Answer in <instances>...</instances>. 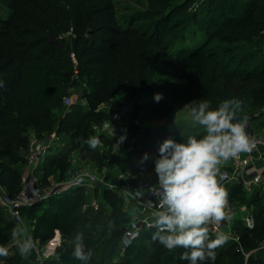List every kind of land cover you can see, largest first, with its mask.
<instances>
[{"label":"trees","instance_id":"obj_1","mask_svg":"<svg viewBox=\"0 0 264 264\" xmlns=\"http://www.w3.org/2000/svg\"><path fill=\"white\" fill-rule=\"evenodd\" d=\"M13 1L15 5L26 6L30 12L14 8L12 11L8 10L6 15H0V79L4 82L0 86V181L11 196L21 185L19 166L14 165V162L23 161L19 150L27 146V134L23 125L31 123V127H37L38 132L43 128L67 132L68 125L74 119L80 121L79 118L99 114L98 106L114 99L119 88L130 95H136L140 85L147 83L150 96L143 102L144 108H153L157 117L164 120V125L160 127L163 132L143 133V138L138 143L139 159L130 168L133 174L150 170L149 159L142 161L141 157L145 152L150 156L158 148L159 143L156 141L159 138L162 142L169 136L178 140L186 137L179 132L175 121L176 113L185 104L193 100L195 103L207 100L215 108L224 99L234 97L242 101L237 118L245 122L257 121L254 112L264 107V86L256 87L252 83L264 84V51L256 59L254 55L244 52L247 46H240L255 45L253 38L260 37L264 32V19L261 15L262 12L264 14V0H239L241 3L236 13L232 11L238 0H205L200 9L191 8L189 0L174 1L170 7L172 9L160 16L149 33L139 25L121 22L114 4L109 0H78L67 7L52 0H34V4H31V0ZM203 6H207V9L219 8L220 18L202 16L200 12ZM225 8H230L231 11L226 13ZM195 26L198 29L195 30ZM69 30L75 36L70 45L60 48L49 38ZM189 30L192 31L187 36ZM173 39H185L187 49L180 52V55L168 56L176 65L168 77H150L151 71H146L149 63L145 61L148 50L158 49L163 52ZM68 47L76 55V76L86 87L82 84L85 105L81 106L79 102L73 101L70 106L71 110H76L75 113L65 111L66 107L63 105L64 110L57 116L52 111L54 106L52 107L51 102L54 94L57 95L55 89L63 81L68 86L74 74L73 66L69 65L63 49ZM211 71L220 75L219 85L212 84L210 77L213 75L208 78ZM13 93H22L25 99L24 105L18 110L23 113L21 117L12 113ZM156 93L162 95L159 101L154 98ZM73 136L84 141L93 135L82 129ZM94 136L101 141L103 135ZM68 152V149L61 150L52 158L42 168L43 175L50 167L64 171L69 165ZM87 157L94 163L102 161L101 153L89 146ZM129 183L131 190L134 180L130 179ZM225 190L232 206L237 208L236 204L233 205V200H237L238 205L244 204L251 209L252 222L247 225L242 218H234L233 228L238 233L239 240L229 238L218 246L215 264H229L226 255H241V263L244 261V264H264V259L255 254L250 253L246 259L243 256L244 252L257 248L258 243L264 241L262 194L255 188L247 196L238 182L230 184ZM98 191L101 205L95 209L92 207L91 210L88 207L85 212L80 213L82 221L77 230L86 249L92 250L87 264H104L100 260L99 244L113 241V234L120 239L123 227L130 220L128 213L121 209L124 198L121 193L113 187H102ZM82 195L88 197L81 187H71L51 195L43 202L23 207L21 213H32L33 219H39L46 225L47 233L44 231L39 235L42 241L49 239L56 228L68 235L71 223L67 224L65 220L68 213L79 205L78 199ZM106 205L110 208L109 213L105 210ZM3 210L0 209V224L5 223L6 211ZM0 226V244L5 245L10 236L3 231L6 232L9 225ZM107 228L111 229L108 236ZM94 229L96 231L93 233ZM154 231V227L143 229L127 247L131 256L112 264H156L143 258L146 257L145 249L134 251L136 242L148 246L147 242ZM12 248L15 249L13 254L0 257V264H22L23 256L17 246L13 245ZM161 248L151 253L150 257L156 258L158 264H165L171 255ZM72 249L58 248V252L60 255H71ZM182 249V252L185 251ZM61 259L66 260L63 255ZM76 264L82 262L78 261ZM183 264L188 262L184 261Z\"/></svg>","mask_w":264,"mask_h":264},{"label":"rangeland","instance_id":"obj_2","mask_svg":"<svg viewBox=\"0 0 264 264\" xmlns=\"http://www.w3.org/2000/svg\"><path fill=\"white\" fill-rule=\"evenodd\" d=\"M55 2L61 3L63 6L67 7L68 4H72L73 1L78 0H52ZM112 2L116 9V14L120 18L121 22H130L132 26L139 25L142 27L143 30L151 31L152 27L156 25L158 22V19H160V16L163 13H166L167 11H170L172 8V3L174 1L179 0H109ZM34 0H31V4H34ZM189 4L191 5V8L200 9L201 5L206 2L205 0H189ZM241 1H237L234 5V10L232 13H236L240 7ZM215 3L213 2V5ZM207 6H203L201 10V14L204 17H211L216 19L220 18V9L219 8H210L207 9ZM14 8L18 10H25L26 12H30L29 9H27L26 6L22 5H15L13 0H0V15H6L7 11H12ZM225 12L228 13L230 8H225ZM19 11V12H20ZM264 19L263 12L261 13ZM261 15L259 14L260 18ZM32 16V15H31ZM198 29L197 26H195V30ZM192 30L188 31L187 36L190 34ZM74 33L72 30H69L68 32H62L57 36H49L51 40L56 42L60 48L63 46H66L67 44L70 45L71 40L74 38ZM183 41L176 39L172 40L169 44H167L165 48V52H160L158 49H150L149 52L146 55L145 61H148L149 65L146 67L147 73L148 71H151L149 73L150 77L155 78L158 77H168L171 73V69L176 67L174 65V61H172L168 56L172 55H180V52H183L187 49L188 45L186 44V41ZM253 43L255 45L246 44V45H240V46H247L244 49V52L247 53V55H254L256 59L261 57V51H264V32L260 37L256 36L253 38ZM188 41L190 42V39L188 38ZM236 44L238 42H235ZM249 46V47H248ZM66 51V58L69 63V65L74 67L77 65L76 61V55L74 51H72L71 48H63ZM167 51V53H166ZM167 55V56H166ZM166 56V57H165ZM165 57V58H164ZM253 61V60H252ZM198 66V65H197ZM213 75V76H211ZM74 78L77 80V85L79 87H82L83 82L81 83V79L74 75ZM211 76V77H210ZM212 79V84L219 85L220 81V75L215 73L214 71H211V74L208 76V78ZM253 85L256 87H259L260 85L264 86V84H258L254 81H252ZM83 87L85 85L83 84ZM82 87V88H83ZM141 88L136 93V95H130L126 90L119 88L118 93L116 94L115 98L105 102L103 105L99 106L97 108V112L99 114L97 115H89L86 117L79 118L80 121H74L68 125V131H57L49 130L46 128H43L41 131H36V128L31 127L30 124L23 125V129L25 133L27 134V137L30 135H34L36 138H43L46 136H52L54 137L53 142L51 143L50 149L46 153V161L44 164H47L50 159H52L56 154H58L61 150L68 149V157H69V165L64 171H60L56 169L55 167H50L46 173L43 175L42 169H33L29 170L27 167V162L25 158L26 154V148L19 150V154L23 156V161H16L14 162V165L19 166V172H20V179L23 177L30 176L38 180V185L40 186H55L56 193L64 192L68 190L67 188L68 182L71 180V178L81 172V171H91L96 173L98 176H100L103 179V185L105 187L112 186L115 188L119 193H123V200L121 201V209L128 213L129 217L132 218L134 216V203L131 198V192L129 185H130V179L134 180V177H137L139 180L143 179L145 176L143 174H133L130 170L131 165L133 162L138 161L140 154L138 153L140 145L138 144L141 142L143 138V133L148 132H155V133H161L163 131H160V127L164 125V120L157 117V114L153 108H150L148 106L144 108V101L148 100V96H150L148 90V84L143 83L140 85ZM191 89V88H190ZM57 95L51 99L52 102V111L58 114H60L61 110H64L63 106V95L67 92V85L66 82L63 81V84H60L59 87L56 89ZM12 113H15L14 115L16 117H21L23 115L22 112H18V110L24 105L25 99L23 97L22 93H13L12 94ZM77 103V102H74ZM81 106L85 105V99L81 100L80 102ZM145 103V102H144ZM121 105H126L129 107L130 110V118H136L137 123L129 124L127 127L124 125L121 126H113L110 132L108 130H105L101 127L102 123L106 121L110 117V113L113 109L118 108ZM72 107L68 106L66 107L65 111L71 110ZM75 113L76 110H71ZM22 113V114H21ZM254 116L257 117L256 120L251 121H244L243 119L241 122L245 123V127L248 128L250 131H252L251 128H255V126L260 122L261 119H264V109H260L255 111ZM175 121L177 123V126L179 127V132L184 135H194L197 133L203 134V128L202 126H193L190 122V116L185 108H182L176 113ZM36 126V125H35ZM95 126V127H94ZM259 126V125H258ZM85 129L88 134L91 135H103L101 136V142L97 146L96 149H93L94 151H98L102 155V161L100 163H94L87 157V147L88 145L83 141L79 140L78 137L73 136L80 133V130ZM114 130V132H113ZM70 133V134H69ZM124 136L125 139L122 141L120 140L121 136ZM161 138H159L156 142L160 143ZM61 144V145H58ZM155 155H158L157 148H155L154 152L149 156V165L150 170L153 173V157ZM43 164V165H44ZM46 179V180H42ZM22 181V180H21ZM0 189L3 191L4 194H8L5 186L0 181ZM9 195V194H8ZM122 196V197H123ZM79 205L74 209L73 211L69 212L67 215L66 223H71L68 226L69 234L66 235L63 231L56 228L53 230V235L47 239L46 241H42L39 238V235L41 233H47L46 232V225L43 223V221H40L39 219H33L32 213H21L22 220L19 222H16L11 218V216L6 212H4V222L0 225H9V231L4 233H9V238L5 241V246L9 248V253L13 254L15 251L13 245H16L14 238L12 237V231L14 227L17 226H23L27 229L28 234H30L34 240L35 247L33 248L30 255H24L22 257V264H76L79 260L76 259L74 256L69 255L67 253L61 254L63 257H65V261H62L61 255L58 252V248L66 249V248H73V240L74 237L77 236V230L79 223L82 221V217L80 213L85 212L86 208L92 209L91 202L94 201L96 204L101 205V195L100 191H97L92 197H84L83 195L80 196ZM237 200H233V205L237 204ZM4 209L0 205V209ZM105 210L109 213L110 208L108 205L105 206ZM238 208V207H237ZM235 210V213H231V215L239 219V217L242 215V211L237 209ZM225 209V207H224ZM47 210V209H46ZM226 210V209H225ZM5 211V210H3ZM3 214V215H4ZM8 215V216H7ZM235 220V219H234ZM234 223V222H233ZM77 224V225H76ZM121 222H119V225ZM127 224V223H126ZM125 224V225H126ZM235 225V224H234ZM1 227V226H0ZM64 227V226H63ZM208 227V226H207ZM233 227V224H232ZM232 227L230 229V234L233 233ZM96 229V228H95ZM93 230L94 231L96 230ZM58 230V231H57ZM209 230V228H208ZM2 232V234H3ZM111 232V229L106 230V236H108ZM11 233V234H10ZM52 233V230H51ZM209 236L210 238H215V236L218 234V232H210L209 230ZM234 235L238 236V233H234ZM105 236V237H106ZM113 241H105L101 244H99V253L102 257L100 260L105 264H112L117 263L121 260H124L126 257L131 256V252L127 250V248L123 249L120 245V239L115 237L113 234L112 238ZM229 239V237H228ZM102 242V241H101ZM148 246L145 247L144 244H140V242H136V245L134 246V251H137L138 249H141L144 251L145 249V255L149 261H154L156 264H158L156 258H151L150 254L155 252L159 247H162L164 251H169L171 257L165 264H183L184 261L180 258V254L182 253L183 247H177L175 249H168L164 247L162 244H160L158 241L152 240V238L149 240ZM264 245V241H260L258 245ZM17 246V245H16ZM144 246V247H143ZM149 247V248H148ZM161 248V249H162ZM163 256V255H162ZM161 256V257H162ZM244 256V255H243ZM226 260L229 264H244L241 263L242 256L241 255H232V256H225ZM163 258V257H162ZM245 259V258H244Z\"/></svg>","mask_w":264,"mask_h":264},{"label":"clouds","instance_id":"obj_3","mask_svg":"<svg viewBox=\"0 0 264 264\" xmlns=\"http://www.w3.org/2000/svg\"><path fill=\"white\" fill-rule=\"evenodd\" d=\"M3 83L0 79V86ZM154 98L159 101L162 95L156 93ZM183 107L191 124L202 126L203 134L179 140L169 136L158 145V155L153 157L156 182L148 189L155 196L149 200L154 205L149 214V223L155 228L152 240L168 249L183 247L180 258L188 264H215L217 247L228 239L224 233L210 238L207 227L226 217L227 192L217 179L219 166L249 151L252 143L245 123L237 118L240 99L226 98L215 108L207 100H193ZM84 142L96 149L101 141L93 135ZM148 158L145 152L141 160ZM12 237L22 256L31 254L35 243L25 227H14ZM7 255L8 247L0 244V257ZM71 255L82 264L91 259L92 250L86 249L81 235L74 237Z\"/></svg>","mask_w":264,"mask_h":264},{"label":"built area","instance_id":"obj_4","mask_svg":"<svg viewBox=\"0 0 264 264\" xmlns=\"http://www.w3.org/2000/svg\"><path fill=\"white\" fill-rule=\"evenodd\" d=\"M74 74H77L76 66L74 67ZM77 84L78 83L73 76L67 86V92L62 98L65 107L70 106L73 101L80 102L84 99L83 91ZM129 115V107L121 105L112 110L110 117L102 123L101 127L110 132L113 126L118 127L124 125L127 127L129 124L135 125L137 119L130 118ZM246 132L252 143L251 149L247 152H241L236 157L223 162L219 166L217 179L223 187L226 183L238 182L241 183L245 190L250 192L253 190V186L257 187L261 185L264 187V174L257 171L258 169L253 171L254 173L249 176L248 181L244 179L246 176L245 167L250 163H253L252 160L255 158L256 152L260 147L262 148L263 153L257 156V158L264 161V133L250 131L248 128H246ZM53 140L54 137L49 135L39 139L34 135L27 137L25 158L29 170L42 169L46 165L44 164L46 161V153L50 149ZM139 174H143L145 177L141 180L134 177V187L131 189L132 192L130 196L134 203L135 213L122 229L120 245L123 249L130 246L132 241L140 235V232L143 229H150L153 227L149 223V214L154 205H150L149 200H154L155 196L148 189L156 182V173L147 171ZM21 180L19 190L12 196L4 194L0 189V205L16 222L22 220L21 209L23 207L43 202L57 192L55 186L38 185V180L31 177V175L23 177ZM69 187H81L88 197H92L98 190L105 187V185H103V179L96 173L91 171H81L71 178L67 185V188ZM91 206L95 209L98 204L92 201ZM225 206L227 205L225 204ZM250 211L251 209L246 208L245 214L242 217L244 222H247L250 219ZM224 221L225 218L220 222H210L207 225L210 232L224 233L230 239L238 241V236L231 235L225 228ZM125 240H127V242H125ZM250 253L251 250L244 252V258L246 259Z\"/></svg>","mask_w":264,"mask_h":264},{"label":"crops","instance_id":"obj_5","mask_svg":"<svg viewBox=\"0 0 264 264\" xmlns=\"http://www.w3.org/2000/svg\"><path fill=\"white\" fill-rule=\"evenodd\" d=\"M104 103H101L99 106H101V105H103ZM98 106V107H99ZM263 109H264V107H263ZM255 122H258V121H255ZM260 122H262L261 124L260 123H258L256 126H255V128H251L250 127V129H252V131H255V132H258V133H264V119H261V121ZM259 125V126H258ZM58 145H61V144H58ZM263 153V150H262V148L260 147L258 150H257V152H256V156H255V158L252 160L253 161V163H250L249 165H247V167H245V174H246V176H245V180L246 181H248L249 180V176L252 174V173H254L253 171L254 170H256V169H258L257 171H260V173H263L264 174V161H261L259 158H257V156H259V155H261ZM58 154H56L55 156H57ZM54 156V157H55ZM53 157V158H54ZM51 160V159H50ZM49 160V161H50ZM228 183H226L225 185H224V188L226 189L230 184H232V182H230L228 185H227ZM243 188V187H242ZM258 189V191H260L259 193L260 194H262V200H263V202H264V187L263 186H261V185H259V186H253L252 187V189ZM244 189V188H243ZM260 189V190H259ZM253 191V190H252ZM252 191H247V190H245L244 189V192H245V195H250L251 193H252ZM226 205L227 206H225V212H226V217H225V221H224V226H225V228L230 232V229H231V227H232V224H233V222H234V217L231 215V213H235V210H236V208H235V206H232L229 202H228V200H226ZM236 206L238 207L237 209H239V210H241L242 211V215L240 216V218H242L243 216H244V214H245V210H246V206H244V204H240V205H238V204H236ZM251 219H252V217H251V213H250V219L246 222H244L243 221V223L244 224H251ZM232 230H233V233H231V235H234V233H236V231L234 230V228L232 227ZM58 231V230H57ZM236 236V235H235ZM251 253L252 254H255L257 257H260V258H262V259H264V245L262 244V245H259L257 248H255V249H252L251 250Z\"/></svg>","mask_w":264,"mask_h":264}]
</instances>
